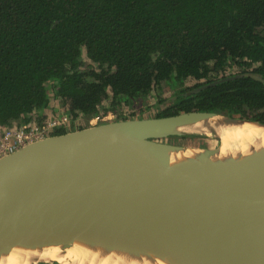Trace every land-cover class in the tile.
<instances>
[{"label": "water", "instance_id": "95a60500", "mask_svg": "<svg viewBox=\"0 0 264 264\" xmlns=\"http://www.w3.org/2000/svg\"><path fill=\"white\" fill-rule=\"evenodd\" d=\"M239 122L252 121L191 111L24 146L0 159V243L12 234L91 236L183 264H264V153L192 169L189 157L214 149L166 142L191 126L218 141L216 124Z\"/></svg>", "mask_w": 264, "mask_h": 264}, {"label": "trees", "instance_id": "16d2710c", "mask_svg": "<svg viewBox=\"0 0 264 264\" xmlns=\"http://www.w3.org/2000/svg\"><path fill=\"white\" fill-rule=\"evenodd\" d=\"M49 83L76 130L162 85L179 91L158 117L264 125V0H0V126L37 118Z\"/></svg>", "mask_w": 264, "mask_h": 264}, {"label": "bare ground", "instance_id": "6f19581e", "mask_svg": "<svg viewBox=\"0 0 264 264\" xmlns=\"http://www.w3.org/2000/svg\"><path fill=\"white\" fill-rule=\"evenodd\" d=\"M185 131L209 134L197 126L186 127ZM214 135L218 138V146L213 153L208 156L189 157L188 168H216L249 154L256 156L264 153L263 125L239 122L226 126L218 123L214 127ZM37 260L62 264H183L150 250H136L127 245L103 242L91 236H77L72 239L58 236L26 238L12 234L0 243V264H38Z\"/></svg>", "mask_w": 264, "mask_h": 264}, {"label": "rangeland", "instance_id": "374dc122", "mask_svg": "<svg viewBox=\"0 0 264 264\" xmlns=\"http://www.w3.org/2000/svg\"><path fill=\"white\" fill-rule=\"evenodd\" d=\"M82 60L85 65H88L89 62L87 58L83 55ZM52 83L47 85L48 91V105L47 107L40 113L39 116H35L37 118H30V121H39V119H46L58 113L64 112V106L60 102H58L56 98V91ZM188 87V86H187ZM178 87H171L167 85H162L159 87H154L149 95L142 101H137L132 104H125L124 102H118V106L112 110L104 112V115L110 113L112 116V121H118L122 119H134V118H157L158 115L165 112L167 108L173 103L174 97L178 94ZM108 96L111 97V94L108 92ZM161 101V102H160ZM110 100H106L103 105V109L108 108V103ZM159 106H158V105ZM29 121V122H30ZM78 122L77 125H83L84 127H88L89 121L86 123L81 122L80 119H76ZM16 125L27 124L21 120L14 122ZM78 127L71 123L68 127H64L65 130H76ZM62 129V128H60ZM57 129V130H60ZM56 130V131H57ZM55 131V132H56ZM185 136L182 138H170L166 142L172 145H180L186 146L189 148H206V149H215L218 146V141L211 134H206L201 132L199 134L193 132L185 131ZM55 134V133H54ZM53 134V135H54ZM43 251V250H41ZM14 262V261H13ZM38 264H62L58 262L48 263L37 260Z\"/></svg>", "mask_w": 264, "mask_h": 264}, {"label": "built area", "instance_id": "2783aa9c", "mask_svg": "<svg viewBox=\"0 0 264 264\" xmlns=\"http://www.w3.org/2000/svg\"><path fill=\"white\" fill-rule=\"evenodd\" d=\"M112 122L110 113L98 114L89 121L90 126ZM73 123L68 113H58L45 120L28 122L23 125L0 126V159L10 155L24 146L52 136L57 129L68 127Z\"/></svg>", "mask_w": 264, "mask_h": 264}, {"label": "crops", "instance_id": "0c3cea01", "mask_svg": "<svg viewBox=\"0 0 264 264\" xmlns=\"http://www.w3.org/2000/svg\"><path fill=\"white\" fill-rule=\"evenodd\" d=\"M37 113H39V112H37ZM37 113H35V114H37ZM31 115H33V114H31ZM29 117H30V115H29ZM33 116H31L30 118H32Z\"/></svg>", "mask_w": 264, "mask_h": 264}, {"label": "flooded vegetation", "instance_id": "af4514ba", "mask_svg": "<svg viewBox=\"0 0 264 264\" xmlns=\"http://www.w3.org/2000/svg\"><path fill=\"white\" fill-rule=\"evenodd\" d=\"M91 120V119H90Z\"/></svg>", "mask_w": 264, "mask_h": 264}]
</instances>
